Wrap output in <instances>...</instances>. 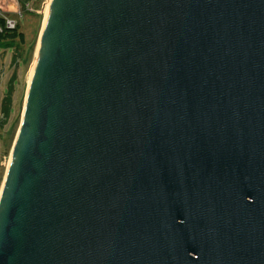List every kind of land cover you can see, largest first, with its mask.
Returning a JSON list of instances; mask_svg holds the SVG:
<instances>
[{"label":"water","instance_id":"95a60500","mask_svg":"<svg viewBox=\"0 0 264 264\" xmlns=\"http://www.w3.org/2000/svg\"><path fill=\"white\" fill-rule=\"evenodd\" d=\"M0 204V264H264V0H54Z\"/></svg>","mask_w":264,"mask_h":264},{"label":"rangeland","instance_id":"374dc122","mask_svg":"<svg viewBox=\"0 0 264 264\" xmlns=\"http://www.w3.org/2000/svg\"><path fill=\"white\" fill-rule=\"evenodd\" d=\"M48 1L1 0L6 20L14 21L16 29L19 28V32L25 35V42L21 43L17 39L13 42L4 41L0 45V63L5 66L7 92L12 77L17 75L14 111L8 125L4 128L0 127L2 139L0 140V197H2L3 185L12 164V153L23 124L29 92V76L37 62L43 35L42 29L45 26L44 12ZM16 54L18 67L14 66Z\"/></svg>","mask_w":264,"mask_h":264},{"label":"trees","instance_id":"16d2710c","mask_svg":"<svg viewBox=\"0 0 264 264\" xmlns=\"http://www.w3.org/2000/svg\"><path fill=\"white\" fill-rule=\"evenodd\" d=\"M21 41V43L25 42V35L23 33L19 32V28L15 30L7 29V23L4 19L0 20V41H9L11 42L16 40ZM19 64H17V54L14 59V66L18 67ZM15 79L17 80V75L12 77L9 86H8V92L6 93L4 99L2 100L1 104V113L2 118L0 119V127L4 128L8 125L13 111H14V96L16 93L15 88Z\"/></svg>","mask_w":264,"mask_h":264},{"label":"bare ground","instance_id":"6f19581e","mask_svg":"<svg viewBox=\"0 0 264 264\" xmlns=\"http://www.w3.org/2000/svg\"><path fill=\"white\" fill-rule=\"evenodd\" d=\"M53 2H54V0H49L48 1V4H47V6H46V8H45V26L43 27V31H42V33H43V35H42V38H41V40H40V45H39V48L41 49V46H42V42H43V38H44V33H45V28H46V23H47V19H48V14H49V11H50V8H51V6L53 5ZM40 49H39V53H38V58H39V55H40ZM37 54V53H36ZM38 58H37V62H38ZM37 62H36V64L33 66V68H32V70H31V72H30V76H29V88L31 87V85H32V81L34 80V76H35V72H36V67H37ZM18 139H19V136H18ZM17 144H18V140H17V143H16V146H17ZM15 146V147H16ZM15 150V149H14ZM13 153H14V151H13ZM13 153H12V157H11V160H12V158H13ZM11 164V163H10ZM4 188H5V183H4V185H3V191H4ZM3 191H2V195H3ZM1 198V200H2V197H0ZM0 204H1V201H0Z\"/></svg>","mask_w":264,"mask_h":264},{"label":"crops","instance_id":"0c3cea01","mask_svg":"<svg viewBox=\"0 0 264 264\" xmlns=\"http://www.w3.org/2000/svg\"><path fill=\"white\" fill-rule=\"evenodd\" d=\"M4 41H0V45H2ZM6 72H5V66L4 64L2 65L0 63V119L2 118V113H1V104H2V100L4 99L6 93H7V90H6ZM0 140L2 141L1 139V135H0ZM4 142V141H3Z\"/></svg>","mask_w":264,"mask_h":264},{"label":"built area","instance_id":"2783aa9c","mask_svg":"<svg viewBox=\"0 0 264 264\" xmlns=\"http://www.w3.org/2000/svg\"><path fill=\"white\" fill-rule=\"evenodd\" d=\"M1 19H4L6 21V23H7V29H10V30H15L16 29V27L14 26V24H15L14 21L6 20V17L4 15L3 9H2V2L0 0V20Z\"/></svg>","mask_w":264,"mask_h":264}]
</instances>
